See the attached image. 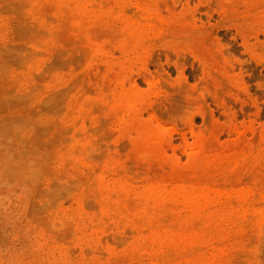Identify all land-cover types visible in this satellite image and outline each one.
I'll use <instances>...</instances> for the list:
<instances>
[{"label": "rangeland", "instance_id": "374dc122", "mask_svg": "<svg viewBox=\"0 0 264 264\" xmlns=\"http://www.w3.org/2000/svg\"><path fill=\"white\" fill-rule=\"evenodd\" d=\"M0 264H264V0H0Z\"/></svg>", "mask_w": 264, "mask_h": 264}]
</instances>
